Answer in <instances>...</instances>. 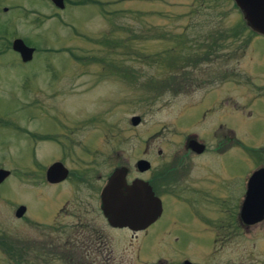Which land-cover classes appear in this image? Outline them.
Returning <instances> with one entry per match:
<instances>
[{"label":"rangeland","instance_id":"1","mask_svg":"<svg viewBox=\"0 0 264 264\" xmlns=\"http://www.w3.org/2000/svg\"><path fill=\"white\" fill-rule=\"evenodd\" d=\"M62 1L59 10L50 0H0V169L9 172L0 183V264H42L40 248L72 232L68 208L49 199L33 170L60 162L136 171L139 160L148 171L179 169L184 139L211 148L224 129L233 135L228 154L187 166L215 171L205 182L215 208L206 211L232 221L226 245L212 255L202 239L195 251L188 234L179 238L188 211L166 203L152 235L161 238L132 264H264V219L243 232L236 225L243 179L264 167V37L244 31L230 0H117L107 8L115 19L102 0ZM13 39L34 49L29 62L11 51ZM172 216L185 217L171 225ZM166 224L178 234L160 232Z\"/></svg>","mask_w":264,"mask_h":264},{"label":"flooded vegetation","instance_id":"2","mask_svg":"<svg viewBox=\"0 0 264 264\" xmlns=\"http://www.w3.org/2000/svg\"><path fill=\"white\" fill-rule=\"evenodd\" d=\"M117 2V0H102L99 1V5L100 8L105 9L110 13L109 16H111L115 9H112L110 12L107 8H112L110 5H114ZM114 8L117 7L115 6ZM111 18L115 19L116 16H111ZM217 127L219 129L222 128L221 125ZM224 130L223 134L212 136L214 145L211 148H207L204 143L198 142L195 137L189 136L184 139L183 157L186 163L180 165L179 162V169L172 167L171 169L167 168L160 171H148L149 169L146 171H121L122 177L116 180L119 186H115V188L119 189L116 192L117 203L121 202V199L123 200L125 197L131 195L129 192H132L133 186L141 187L143 183L149 187L152 195L160 202V215L155 220L150 221L152 216L149 218V216L143 217L142 214L134 215L130 218V223L132 224L130 226H120L115 221H110V216L104 209V204L101 200L102 191L109 183L115 171H96L94 168L86 166L66 169L60 162H56L64 167L65 176L63 179L56 180L63 172L58 171L57 175L48 180L46 177L47 168L33 170L38 171V174L33 175L37 180V185L51 189L52 195H50L49 199H51V196L59 198L55 204H60V210L65 207L68 208L69 215L73 219L71 227H69L72 231L71 234L65 236L60 244L55 241L53 247L56 250H61L66 255L67 264H132V259L138 252L147 251L150 248L153 249L151 247L152 240L154 238H161L160 234L153 237L152 235L153 230L159 225L164 207L168 204L173 209L175 204L180 203L179 209H181V212L187 210L189 217L184 221H179V227L181 228L179 238L181 239V231L188 234L186 241H192V243L188 242V245H192L193 249L198 252L200 251V241L202 239L208 240V252L215 255L222 249V245H226L229 240L232 233V221H217V216L213 213L215 211H206V208H215L210 202L205 203L206 199L212 198V194L209 193L208 186L205 184L208 180L206 176L212 175L215 171H190L187 165H190L189 158H199L205 154L227 155L230 143L233 141V135L231 130ZM30 137L33 138L32 140L40 138L36 134H31ZM192 139L203 146L200 153H196L188 145V142ZM175 163L177 165V162ZM41 171H43L42 178L40 177ZM21 176L24 178L22 171ZM246 181L247 179L244 183L243 179L241 198L244 194ZM41 193L42 191H39L40 198L43 197ZM138 196L142 197L143 195L140 193ZM68 204H71V206H66ZM200 205H203L205 208L203 215L197 212ZM45 208L49 209L44 206L42 210ZM239 208L236 214V225L243 232L247 228H245L239 218ZM42 210L43 216L40 215L41 217L48 215V213H44ZM148 212L152 214V202L150 203ZM182 217L185 216H176V218L172 216L169 219L170 224L173 225V220ZM119 220L120 218L117 221ZM167 228L168 224L160 227V232L172 236L178 234L177 232L165 231ZM55 229H57L55 230L56 232H60L61 230L59 227H55ZM116 256L120 258L117 259L115 258ZM184 262L200 264L187 257L182 258L179 264H184ZM158 264H164V262L158 261Z\"/></svg>","mask_w":264,"mask_h":264},{"label":"water","instance_id":"3","mask_svg":"<svg viewBox=\"0 0 264 264\" xmlns=\"http://www.w3.org/2000/svg\"><path fill=\"white\" fill-rule=\"evenodd\" d=\"M52 5L57 9L63 8L62 0H50ZM235 7L238 9L242 16L245 26L255 34L264 37V0H232ZM11 51L18 54V57L22 63L29 62L32 57L33 49L23 44L20 39H13L10 45ZM139 122L138 117H132L130 119V125L135 126ZM188 145L196 153H200L203 146L195 140H190ZM135 169L137 171H146L149 169L148 162L139 160L135 163ZM46 177L49 180L54 175H57L58 171H63L60 177L56 180L63 179L65 176V169L60 163H53L46 169ZM115 171L109 183L104 188L101 194V200L104 204V209L110 216V221H115L120 226H130V218L134 215L152 216L150 221L155 220L160 215V202L155 198L149 187L145 183L141 187L133 186L130 196L125 197L121 202L117 203L116 192L119 190L115 186H119L116 183L119 177H122V172L125 169L118 168ZM118 171V172H116ZM9 176V172L0 169V183L3 182ZM51 180V179H50ZM142 197H139V194ZM126 200V201H125ZM146 202V203H145ZM152 202V214L148 210L150 203ZM24 213V207L18 206L14 212L15 218H20ZM149 213V214H148ZM118 218H120L119 221ZM239 218L244 226H252L259 223L264 218V167L253 171L245 185V191L243 200L239 209ZM184 264H190L184 262Z\"/></svg>","mask_w":264,"mask_h":264},{"label":"trees","instance_id":"4","mask_svg":"<svg viewBox=\"0 0 264 264\" xmlns=\"http://www.w3.org/2000/svg\"><path fill=\"white\" fill-rule=\"evenodd\" d=\"M248 31L250 35L254 34L253 32L249 31L244 25V31ZM165 84L163 81L160 83V86L156 87L155 90L159 91L158 89L164 88ZM252 154L255 153L254 151L251 152ZM36 258H38L39 262L42 264H67V257L63 254L61 250H56L55 247L52 246H43L40 248V252L37 253Z\"/></svg>","mask_w":264,"mask_h":264}]
</instances>
